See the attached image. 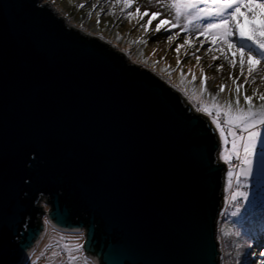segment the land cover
Returning a JSON list of instances; mask_svg holds the SVG:
<instances>
[{
	"label": "water",
	"instance_id": "95a60500",
	"mask_svg": "<svg viewBox=\"0 0 264 264\" xmlns=\"http://www.w3.org/2000/svg\"><path fill=\"white\" fill-rule=\"evenodd\" d=\"M25 3L0 0L16 5L0 17L3 264L23 263L44 213L84 231L96 264H219L225 164L208 119L121 52Z\"/></svg>",
	"mask_w": 264,
	"mask_h": 264
},
{
	"label": "rangeland",
	"instance_id": "374dc122",
	"mask_svg": "<svg viewBox=\"0 0 264 264\" xmlns=\"http://www.w3.org/2000/svg\"><path fill=\"white\" fill-rule=\"evenodd\" d=\"M47 1L49 2V0ZM53 7L68 26L79 30L88 37L106 42L108 46L124 54L131 64L150 72L154 77L180 93L189 103L197 104L185 96L180 89L187 87L189 91L193 88L198 90L201 68L206 77V99H210L209 94L211 96L216 95L220 84L225 85V91L220 94L219 100L224 101L231 98L232 93L229 89L234 88L235 85L232 84L230 77H239L237 83L244 84V78L240 76L238 66L231 68L228 62L223 59L212 61L210 56L206 54L208 44L201 47L198 40H195L191 47L180 49V64H177L176 46L183 44L184 33H181L169 45L168 33L163 32V30L160 33L155 31V25L159 19H174V10L170 8V0H133L132 6L123 11V4L114 3V0H55ZM137 8H140L141 12L147 10L149 13L160 12L162 14L161 17L153 21L147 32L140 25L147 24L148 17L143 19L127 17L128 11L135 12ZM253 22L259 25V17ZM247 26L248 18L245 14L243 22L245 30H247ZM171 31L175 33L179 29H172ZM197 48L200 49L199 52L196 51ZM196 55L201 57L199 64L196 62ZM189 69L192 71L189 72ZM257 69L255 83L244 84V94L252 95L254 87L258 91H264V82L260 79V76L264 75V63L258 65ZM181 72L185 74L184 84H181ZM192 73L196 75L195 81H192ZM253 102L256 105L261 103L255 98ZM241 104H243V96H241ZM261 131L264 133V128ZM220 143L219 157L224 161L222 154L225 151V145L222 139H220ZM227 150H231L230 142L227 145ZM233 160L236 159L233 157ZM225 178L222 218L217 223L216 231V241L220 252L219 264H237V261L241 259L245 261V264H249L251 261L259 264L258 255H247L249 251L257 254L264 252V247L253 245L255 240L258 244L260 242L259 237H254V232H256L254 227L257 223L252 225L245 222L264 220L262 217L264 209L261 207L262 202H264V184L257 180H248L249 187L247 190L250 192V202L240 200L239 205H237L235 201L231 200V195L236 186L235 176L231 189L228 187L227 174ZM243 183L245 181L241 179V184ZM41 203L44 206V202ZM43 208L47 210L46 206ZM233 213H237V215H233ZM44 221L46 222L45 219ZM47 228L46 237L30 257L28 264H33V261L35 264H92L82 247L85 240L84 231L80 235H69L55 232L49 226ZM257 232L264 235V226ZM77 245L81 247L77 249ZM73 256L76 257L74 261L71 259Z\"/></svg>",
	"mask_w": 264,
	"mask_h": 264
},
{
	"label": "snow or ice",
	"instance_id": "6c2138e0",
	"mask_svg": "<svg viewBox=\"0 0 264 264\" xmlns=\"http://www.w3.org/2000/svg\"><path fill=\"white\" fill-rule=\"evenodd\" d=\"M114 3H122L123 11L132 6L133 0H114ZM54 4L55 0H49L47 5L42 0H26L22 6L27 7L32 12L49 11L55 15ZM13 7L16 5L5 4L0 9V17H4L8 9ZM170 8L174 10V19H159L155 25V31L160 33L163 30V32L168 33L169 45L181 33H184L183 44L176 46L178 65L180 64V49L191 47L195 40H198L201 47L208 44L206 54L210 56L212 61L223 59L228 62L231 68L238 66L240 76L244 78V84L255 83L257 66L264 63V0H170ZM245 14L248 18L247 30L243 27ZM161 15L160 12L149 13L147 10L141 12L140 8H137L135 12H127L128 18L140 17L143 19L148 17L147 24L140 25L145 32L149 31L153 21ZM257 17L260 20L259 25L253 22ZM42 23L40 17H35L28 32H38ZM172 29H179V31L172 33ZM199 50V48L196 49L197 52ZM195 59L199 64L201 57L196 55ZM217 67L219 69V66ZM127 70L138 69H132L129 66ZM191 71L189 69V72ZM200 73L198 90L193 88L189 91L187 87H182L180 91L197 103L198 112L211 117V125L215 126L219 132V138L224 142L225 151L222 158L229 165L227 177L230 189L233 188L234 176L236 180L235 191L231 195V200L235 201L237 205H239L240 200L250 202V192L247 190L249 187L248 178L253 177L264 184V146H262L264 145V139H262L264 133L261 131L264 128V91H258L254 87L252 95L244 94V84L237 83L239 77H230L232 84L235 85L234 88L229 89L232 93L231 98L224 101L219 100L220 94L225 91V85L220 84L216 95L211 96L209 94L210 99H206V77L202 68ZM260 79L264 82V75H261ZM195 80L196 75L192 73V81ZM184 82L185 74L181 72V84ZM156 83L164 88V85L160 84L158 80ZM241 96H243V104H241ZM254 98L261 103L256 105L253 102ZM229 142L231 144L230 151L227 150ZM233 157L240 161L239 172L236 171L237 166L232 165ZM5 164L6 149L4 142L3 147L0 148V182H2L4 189ZM241 177L245 181L243 184H241ZM9 207L10 202L5 189V194L0 195V256L9 249L6 228ZM261 207L264 209V202H262ZM233 215H237V213H233ZM259 246L264 247V236H261ZM80 247L77 245V249ZM247 255H258L259 264H264V252L257 254L249 251ZM71 259L74 261L76 257L73 256ZM0 264H3L2 259H0ZM33 264H35L34 261ZM237 264H245V261L243 259L238 260ZM249 264H255V261H251Z\"/></svg>",
	"mask_w": 264,
	"mask_h": 264
},
{
	"label": "built area",
	"instance_id": "2783aa9c",
	"mask_svg": "<svg viewBox=\"0 0 264 264\" xmlns=\"http://www.w3.org/2000/svg\"><path fill=\"white\" fill-rule=\"evenodd\" d=\"M42 2L45 3V4H48V3H49L47 0H42ZM62 14H63V13H62ZM100 41H101V40H100ZM102 42H104V41H102ZM104 43H106V42H104ZM182 97H183V96H182ZM184 102H185L187 105L190 106L192 112H194L195 114L201 115V116H202L203 118H205V119L207 118V119H208L207 122L210 123V121H211V117H208L207 114H205V113L198 112V111H197V104H195V103H189V102H187V101L185 100V98H184ZM210 124H211V123H210ZM211 126H212V128L214 129V132H215L217 138L219 139V143H220L219 132L215 129V126H214V125H211ZM220 149H221V143H220ZM218 161H219L220 163L225 164L224 180L226 181L225 175L227 174V169H228L229 165H228L225 161H222V160L220 159V157H218ZM239 164H240V161H238V160H233V162H232V165L237 166V167H236V171L239 170V167H238ZM42 202H44V201H42ZM40 205H41L42 207L46 206L45 203H44V206L42 205V203H40ZM223 205H224V193H223V196H222V205H221V208H220V211H219V214H218L217 223H218L219 220L222 218V208H223ZM46 207H47V206H46ZM42 209L44 210V212H47V211H48V207H47V210H45L44 208H42ZM45 215H46V213H44V216H42V221H43V224H44V230H43L42 234H44V232H45V227H46V224H45V221H44V219H45Z\"/></svg>",
	"mask_w": 264,
	"mask_h": 264
},
{
	"label": "bare ground",
	"instance_id": "6f19581e",
	"mask_svg": "<svg viewBox=\"0 0 264 264\" xmlns=\"http://www.w3.org/2000/svg\"><path fill=\"white\" fill-rule=\"evenodd\" d=\"M56 14L59 16V13L56 12ZM46 227H45V231L47 230V227L50 226L55 232H58V233H61V234H69V235H77V234H82L83 231L79 230V231H63V230H59L55 227H53L51 224H48L47 221H46ZM45 233V232H44ZM42 237L40 238V241L42 240L43 238V234L41 235ZM40 241L35 245L34 249H30L26 255H25V258L23 260V263L22 264H26L30 258V256L38 249V247L40 246ZM37 248V249H36ZM92 261V260H91Z\"/></svg>",
	"mask_w": 264,
	"mask_h": 264
},
{
	"label": "trees",
	"instance_id": "16d2710c",
	"mask_svg": "<svg viewBox=\"0 0 264 264\" xmlns=\"http://www.w3.org/2000/svg\"><path fill=\"white\" fill-rule=\"evenodd\" d=\"M262 217H264V215L262 216ZM261 219H263V218H261ZM254 220H248V221H246L245 223L246 224H252V225H254L255 223H257V224H255V227H254V231H256V232H254V234H255V236L254 237H259V238H261V236H264L261 232L260 233H258L257 231H259L260 230V228H262L263 226H264V220L263 221H260L259 219L255 222H253ZM244 225V224H243ZM50 227V226H49ZM51 228V227H50ZM52 229V228H51ZM53 230V229H52ZM47 232H48V228H47V230L45 231V233H44V236H43V238H42V240L40 241V243L42 244V242H43V240H44V238L46 237V235H47ZM77 235H80V234H77ZM40 244V245H41ZM253 245H256V246H258L259 244L257 243V240H255L254 242H253ZM39 248V247H38ZM37 249V248H36ZM33 255V254H32ZM31 255V256H32ZM30 256V257H31ZM30 259V258H29ZM91 260V259H90ZM29 261V260H28ZM92 262V261H91ZM26 264H28V262L26 263ZM92 264H93V262H92Z\"/></svg>",
	"mask_w": 264,
	"mask_h": 264
},
{
	"label": "clouds",
	"instance_id": "9594fccd",
	"mask_svg": "<svg viewBox=\"0 0 264 264\" xmlns=\"http://www.w3.org/2000/svg\"><path fill=\"white\" fill-rule=\"evenodd\" d=\"M45 4V3H44ZM56 10V9H55ZM219 152H220V150H219ZM225 174V173H224ZM46 220V219H45ZM46 223V222H45ZM48 223V222H47ZM49 224V223H48ZM44 235V234H43ZM42 237V236H41ZM40 241V240H39Z\"/></svg>",
	"mask_w": 264,
	"mask_h": 264
}]
</instances>
